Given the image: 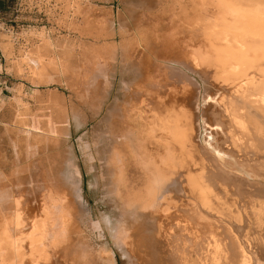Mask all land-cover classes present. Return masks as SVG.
I'll list each match as a JSON object with an SVG mask.
<instances>
[{
	"label": "bare ground",
	"instance_id": "1",
	"mask_svg": "<svg viewBox=\"0 0 264 264\" xmlns=\"http://www.w3.org/2000/svg\"><path fill=\"white\" fill-rule=\"evenodd\" d=\"M57 1H64L59 22L100 37L104 18L90 19L92 8L79 0ZM171 3L158 15L138 14L131 21L136 36L116 48L132 80L120 83L122 101L108 130L112 191L124 216L102 219L107 236L130 264H264V0ZM8 33L0 32L6 62L36 85L73 87L86 104L108 92L112 49L81 52L72 68L55 57L57 43L45 27ZM19 36L31 44L14 54ZM65 48L69 54L74 45ZM21 88L11 112L22 123ZM47 93L61 116L57 123L75 125L77 114ZM202 129L213 134L211 144L207 136L205 145L197 141ZM37 142L12 178L0 179V264H114L111 250L95 255L87 246L74 248L68 190L80 172L69 165L54 185L29 160ZM222 147L227 151L219 154ZM148 218L153 243L142 234Z\"/></svg>",
	"mask_w": 264,
	"mask_h": 264
},
{
	"label": "rangeland",
	"instance_id": "2",
	"mask_svg": "<svg viewBox=\"0 0 264 264\" xmlns=\"http://www.w3.org/2000/svg\"><path fill=\"white\" fill-rule=\"evenodd\" d=\"M78 2H82L85 7L92 8L90 19H94L95 15L105 19L99 32L100 37H94L92 33L80 35L76 30L69 29L64 23L59 22L64 1L57 0L28 1V5L24 4L22 9L19 8L6 14L3 21L0 22V32L16 34L25 28L45 27L57 43L55 57L59 61L67 60L72 68L78 65L81 52L104 47L112 49L115 60L112 61L113 65L110 70L111 82L108 92L98 101L94 100L86 104L85 100L74 93L73 87L62 86L58 82L48 86L36 85L28 78L27 74L15 72L14 68L6 62L4 55L0 53V179L8 182L7 179L12 178L11 171L31 155L27 151L28 147L32 146L35 140H39L35 143L38 150H35V156L29 160L38 161L39 165H42L41 167L49 173L50 181L54 185L59 183L62 175L68 171L66 168L69 169L71 165L77 167L80 172L79 178L77 177L78 179L76 178L70 184L71 190L68 187L69 209H73V222L78 225H75L77 233L73 234L74 241L76 240L73 241L74 248L85 250L87 246L92 253H96L95 255L109 252L111 254L112 251L114 264H130L129 260L120 256L117 249L110 243L105 224L102 221L103 218H109L111 222H116L115 220L118 218L119 222L124 216L123 206L112 191L114 176L110 170L112 164L108 162V156L111 155L113 138L108 130L112 109L116 103L122 101L120 83H129L132 80V69L127 68L125 61L117 57V49L127 39L136 36L137 33L133 30L132 22L138 14L158 15L174 4L171 3L173 0H79ZM146 11L150 13L147 14ZM17 41H15L14 54H18L20 46L28 47L29 45L30 47L31 41L27 42L23 37L19 36ZM71 45H74L75 49L73 48L72 52L68 54L65 46ZM19 85L22 87L23 97L27 102V110L24 112L25 117L22 123L16 120L11 112L12 97ZM33 88L37 92L32 94ZM47 92L57 94L62 101L60 103L63 106L62 109L68 105L69 112L73 111L77 114L78 121L75 125L72 119H70L68 129L57 123L61 116L58 115L59 118H57V113L54 112L51 102L46 98ZM49 130L55 134L50 133L47 140H44L42 137ZM205 136L210 138L211 144L213 134L210 130L202 129L197 141L203 144ZM224 147L228 149L227 144H224ZM225 148L222 147L219 154L226 152ZM75 182L76 184H74ZM146 220L144 223L149 224H144L142 234L149 235L150 243H153L151 235L154 224L150 222L151 219ZM97 225H100V230L97 229ZM150 245H152L151 251L155 253L157 249L154 246L156 244Z\"/></svg>",
	"mask_w": 264,
	"mask_h": 264
},
{
	"label": "crops",
	"instance_id": "3",
	"mask_svg": "<svg viewBox=\"0 0 264 264\" xmlns=\"http://www.w3.org/2000/svg\"><path fill=\"white\" fill-rule=\"evenodd\" d=\"M28 1L30 0H0V22L3 21V18L7 13H10L11 11L19 8L22 9L21 7H23L24 4L28 5ZM0 53H2L1 49ZM42 96L45 97V95Z\"/></svg>",
	"mask_w": 264,
	"mask_h": 264
}]
</instances>
